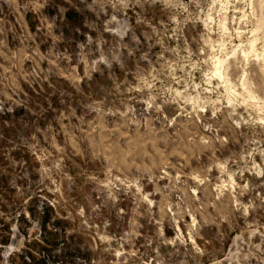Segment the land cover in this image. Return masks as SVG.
I'll return each mask as SVG.
<instances>
[{
	"label": "rangeland",
	"instance_id": "374dc122",
	"mask_svg": "<svg viewBox=\"0 0 264 264\" xmlns=\"http://www.w3.org/2000/svg\"><path fill=\"white\" fill-rule=\"evenodd\" d=\"M0 264H264V0H0Z\"/></svg>",
	"mask_w": 264,
	"mask_h": 264
}]
</instances>
